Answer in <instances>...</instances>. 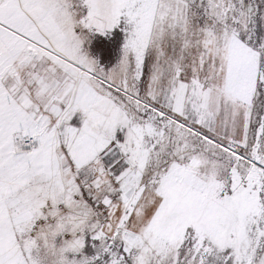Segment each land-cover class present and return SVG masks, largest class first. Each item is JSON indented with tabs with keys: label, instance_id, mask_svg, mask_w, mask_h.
<instances>
[{
	"label": "snow or ice",
	"instance_id": "1",
	"mask_svg": "<svg viewBox=\"0 0 264 264\" xmlns=\"http://www.w3.org/2000/svg\"><path fill=\"white\" fill-rule=\"evenodd\" d=\"M0 264H264V0H0Z\"/></svg>",
	"mask_w": 264,
	"mask_h": 264
}]
</instances>
